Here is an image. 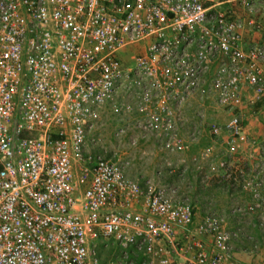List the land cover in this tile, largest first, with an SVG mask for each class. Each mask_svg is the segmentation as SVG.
Wrapping results in <instances>:
<instances>
[{
    "label": "built area",
    "instance_id": "2783aa9c",
    "mask_svg": "<svg viewBox=\"0 0 264 264\" xmlns=\"http://www.w3.org/2000/svg\"><path fill=\"white\" fill-rule=\"evenodd\" d=\"M262 9L264 0H0V264H101L104 240L124 252L111 264H240L223 216L194 225L196 205L180 184L141 186L120 154L95 155L88 141L108 108L137 111L140 127L179 156L188 144L172 106L213 94L230 114L208 130L223 138L225 157L206 146L192 166L202 182L221 173L248 192L249 211L264 203L259 182L226 160L249 146L262 153L264 176V127L252 138L240 114L264 106V37L249 48L242 40L245 29L261 30ZM146 41L125 69L120 55Z\"/></svg>",
    "mask_w": 264,
    "mask_h": 264
},
{
    "label": "rangeland",
    "instance_id": "374dc122",
    "mask_svg": "<svg viewBox=\"0 0 264 264\" xmlns=\"http://www.w3.org/2000/svg\"><path fill=\"white\" fill-rule=\"evenodd\" d=\"M261 13H263L264 18V11L260 12V14ZM261 32H264L263 23ZM146 43L147 41L141 42L138 45H133L120 55L122 65L125 69L130 70L132 68L131 56L143 54ZM138 94V89L132 90L127 98V94L121 92L117 101H123V99L127 98L125 100L133 102L137 100L136 97ZM150 95L151 107L147 109L146 115H148L149 112L155 111L154 102L156 94L152 93ZM259 107L254 109V113H252V108L246 106L241 111L242 113H240L242 114L241 117L243 122L248 126V132L254 133V131H259L258 127L261 132L263 130L264 118L262 120L261 117H264V108ZM172 109L174 111L173 118L177 123L178 135L188 144V149L179 156L167 154L161 148L165 141L162 134L156 130L145 131L140 127L139 123L145 118L143 113L134 111L128 115L115 116L111 114L109 108L105 110L102 118V126L99 130L101 135L92 134L88 141V149L91 152L94 150L97 155L103 158H111L114 153L120 154L121 159L129 162L126 168V174L130 178H136L141 186L148 180H159L157 182H161L162 180L164 183L175 182L180 185L181 183L178 180L183 182V184L184 182H189L193 187V195L190 199L197 198L200 200L201 197L204 204L200 206L202 208H204V205L208 206L204 216L209 213H217L221 216L223 214H225L226 217L228 216V222L234 218L239 220L241 223L239 227H243L247 232L244 236L245 239L250 238L252 241L251 243H245V246L247 249L254 252L257 250L259 251L260 248L264 247V203L258 202L259 206L254 205L253 210L249 211L248 207L253 202L252 198L250 203L244 204V200L239 199L241 195L240 192L244 191L235 185H228L226 187L220 184L221 186L219 185L217 188L212 186L211 188L209 186L205 188L204 186L207 185L210 180L202 182L201 176L194 170L191 163L192 156L196 155L206 146H212L216 155H223V152H225V142L223 138L210 137L208 130L213 124L225 123L229 119L230 114L217 105L213 94L202 93H195L193 97H189L181 106H176L175 104L172 106ZM184 126H187V128H182ZM119 130H124L122 137L116 135ZM131 136H136L137 139L132 140L130 138ZM96 137H99L100 140L91 141L92 138ZM261 154L262 153L259 152V156L254 154L251 157L247 152L244 156L240 155V158L244 157L241 161L233 163L230 162V159L226 158V160L235 167L239 165V167H244L248 171L246 172L248 178L259 182L260 186L258 193L262 201V199L264 200V176L261 171ZM222 157H225V154ZM179 165L186 166V172L184 170L181 172L182 175L180 176V171L176 170L175 177H171V175H173V173H171V168ZM213 181L217 182L219 179L213 177V180L211 179L210 182ZM184 188L185 186L182 185L181 189ZM188 188L190 189L189 186ZM209 191H211V193H208ZM203 196L206 200L202 198ZM192 202L200 207V203ZM241 231H243V229H241ZM248 235L250 237H248ZM259 252L258 256L255 258L259 264H263L264 253L261 254ZM123 254L124 252L118 248L112 240H104L98 249V255L102 264H111V259L115 261L124 256ZM128 254L130 255L129 252ZM131 255L134 261H142L143 256L141 254Z\"/></svg>",
    "mask_w": 264,
    "mask_h": 264
},
{
    "label": "crops",
    "instance_id": "0c3cea01",
    "mask_svg": "<svg viewBox=\"0 0 264 264\" xmlns=\"http://www.w3.org/2000/svg\"><path fill=\"white\" fill-rule=\"evenodd\" d=\"M262 11H263V9L258 12L259 13L258 16L260 17L261 23L264 24L263 13L260 14V12H262ZM261 31H262V28L259 31H253L252 29H248V28L245 29L242 32L243 47L244 48H249V47L253 46L254 44H257V43L261 42L263 40V37H264L263 36L264 32L262 33ZM259 108H264V106L260 105ZM252 113H254V109L253 108H252ZM263 118L264 117H261L262 120H263ZM251 125H252V123H251ZM101 126H102V124H101ZM101 126L99 127V129L97 131H95V133H93V135H98V134L101 135L99 133V130H100ZM256 127H258V126H256ZM182 128L186 129L187 126H184ZM251 129H252V127H251ZM258 129H259V131H254V133L248 132V126H247V132L249 133V135L252 138H257V139L259 138V134H260L261 130H260L259 127H258ZM102 130H103V128H102ZM92 151H93V153L95 155H97V153L94 150H92ZM247 152L250 154L249 156H251V157L254 154L259 156L258 152H255L254 149H252L249 146H246L239 154H237L235 156V162L236 161L238 162V161H241L242 159H244V157L240 158V155L244 156V155L247 154ZM224 154H225V152H223L222 156H224ZM173 168L175 169V172H176V170L180 171V172H183L185 170V172H186V169H185L186 166H180L179 165V166H175ZM245 171L248 172L247 169H245ZM220 175H222V174L220 173L219 175L216 176V178H218L219 181L210 182L211 179L213 180V178H211L209 183L207 185H205L204 187L206 188V187L209 186L211 188V186H212V187H216L217 188L220 184H222V186H226L227 187L228 185L226 184V182L224 180H222ZM171 177H175V173L173 175H171ZM157 181H159V180H157ZM178 181L181 183L180 186H182V185L185 186L184 189H181L182 190V194L185 197L189 198V200H191L190 197L192 198V195H193V193H192V188H193L192 185L189 182H186V183L184 182V184H183V182H181L180 180H178ZM161 182H163V181L161 180ZM210 183H212V184H210ZM188 186L190 187V189L188 188ZM208 193H211V191H209ZM240 193H241V195L239 196V199L244 200V204L250 203L251 196L249 195V193L248 192H240ZM202 198L206 200V198L204 196ZM191 201L200 203L199 206L204 204L202 202L201 197H200V200H198L197 198H193ZM207 208H208L207 205H204V208H202L201 206L200 207L196 206V210L194 212V218H193L194 225L198 224L202 220V218L204 216V213H205V210ZM222 216H223V218L225 220V228L227 230H229V231H232V232L235 231L237 233V236H235L232 239V241H231V248H232V252H233L234 258L237 259L240 262V264H259L255 257L258 256V252L259 251H260L259 253H261V254L264 253V247L260 248L259 251L257 250L255 252L250 250V249H247V247L245 246V243H251L252 241L250 240V238L245 239L244 236L247 234V232H246V230L243 227L242 228L239 227V226H241L240 221L234 218V219H231L230 222H228L229 217L227 216L228 217L227 218L225 214H223ZM241 229H243V231H241ZM248 237H250V236L248 235ZM209 239H210L209 237H204L203 238V240L205 241L206 245L208 244V246L211 243Z\"/></svg>",
    "mask_w": 264,
    "mask_h": 264
},
{
    "label": "trees",
    "instance_id": "16d2710c",
    "mask_svg": "<svg viewBox=\"0 0 264 264\" xmlns=\"http://www.w3.org/2000/svg\"><path fill=\"white\" fill-rule=\"evenodd\" d=\"M102 264V263H101Z\"/></svg>",
    "mask_w": 264,
    "mask_h": 264
}]
</instances>
